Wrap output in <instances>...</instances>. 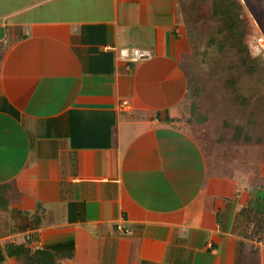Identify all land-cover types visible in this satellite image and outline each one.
<instances>
[{
	"label": "crops",
	"instance_id": "1",
	"mask_svg": "<svg viewBox=\"0 0 264 264\" xmlns=\"http://www.w3.org/2000/svg\"><path fill=\"white\" fill-rule=\"evenodd\" d=\"M201 2L0 0V242L59 264H237L236 215L264 208V173L217 180L186 123Z\"/></svg>",
	"mask_w": 264,
	"mask_h": 264
},
{
	"label": "rangeland",
	"instance_id": "2",
	"mask_svg": "<svg viewBox=\"0 0 264 264\" xmlns=\"http://www.w3.org/2000/svg\"><path fill=\"white\" fill-rule=\"evenodd\" d=\"M213 1L208 0L200 10L199 6H191L196 15L190 13L185 20L190 47L188 56L183 58V69L193 82L186 123L199 145L209 152L211 167L215 162L220 165L215 167L217 170L214 168L218 175L222 174L217 180L226 176L224 172L236 173L239 180L246 178V173L248 179L259 184L264 173V71L251 76L234 55L207 46L209 39H220L224 33L210 20ZM240 4L254 44L256 35L264 34V0H242ZM232 78L237 81L239 96L227 85ZM203 117L205 123L198 125L197 119ZM238 126L244 128L248 140H235Z\"/></svg>",
	"mask_w": 264,
	"mask_h": 264
},
{
	"label": "trees",
	"instance_id": "3",
	"mask_svg": "<svg viewBox=\"0 0 264 264\" xmlns=\"http://www.w3.org/2000/svg\"><path fill=\"white\" fill-rule=\"evenodd\" d=\"M207 1L202 0L198 5L199 10L204 7ZM241 1L214 0L211 3L210 20L211 22H216L219 30L224 33L220 39L214 37L209 39L207 46L217 47L222 54L234 55L238 59L240 67L247 74L254 76L260 74V71H264V58L259 56L253 48V42H251L250 37L253 32H250L249 29V34L247 33V24L242 17ZM194 14V12H191V16ZM187 19L188 15L185 20ZM195 20L197 22L198 18ZM259 35L256 36L258 37ZM187 56L185 54L184 58ZM191 84L190 89L192 87ZM227 85L233 90L235 95H240L236 79H229ZM192 112H196L194 105L192 106ZM205 121V117L197 119L198 125L204 124ZM236 133L235 140L242 137V139L244 137L246 140L249 139L245 136L244 128L241 126L236 128ZM201 149L208 157L209 152H207V149L204 147H201ZM238 222L241 226L243 237L238 245L237 264H260L259 255L251 251V244L262 243L264 245V208L249 206L241 209L236 215V223ZM4 251L9 257L16 258L20 264H59L58 254L48 248L33 251L26 242L23 244L4 242L0 246V261L5 258V255H3Z\"/></svg>",
	"mask_w": 264,
	"mask_h": 264
},
{
	"label": "built area",
	"instance_id": "4",
	"mask_svg": "<svg viewBox=\"0 0 264 264\" xmlns=\"http://www.w3.org/2000/svg\"><path fill=\"white\" fill-rule=\"evenodd\" d=\"M254 50L257 52L259 56L264 58V34H260L258 37H256L255 42L253 44ZM124 59L129 61L130 63H137L141 61H147L150 60L151 54L147 50H140V49H135L131 53H125L123 54ZM122 107L128 109L129 105L127 101L122 102ZM116 231L119 232L120 234L123 235H132V232L125 229L124 226L121 224H118L116 226ZM3 244V242H0V246Z\"/></svg>",
	"mask_w": 264,
	"mask_h": 264
}]
</instances>
